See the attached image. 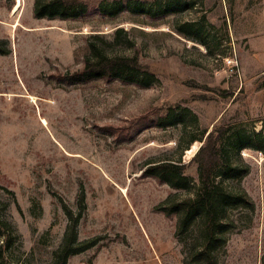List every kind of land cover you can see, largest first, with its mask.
I'll list each match as a JSON object with an SVG mask.
<instances>
[{"label":"rangeland","instance_id":"obj_1","mask_svg":"<svg viewBox=\"0 0 264 264\" xmlns=\"http://www.w3.org/2000/svg\"><path fill=\"white\" fill-rule=\"evenodd\" d=\"M185 1L190 9L161 19L105 22L92 9L78 21L35 19L34 0H20L13 15L17 0H0V41L9 51L0 56V264H54L69 240L76 253L67 264H189L195 235L179 242L175 219L157 211L184 193L142 172L217 124L264 133V0ZM197 21L198 37L187 29ZM119 27L135 28L134 48L112 54L136 56L155 73L153 85L52 79L83 67L89 35ZM175 105L179 124L158 128ZM240 155L249 171L234 185L254 210L229 213L234 228L218 264H263L264 154ZM192 157L185 150L181 163ZM186 175L197 183L195 166Z\"/></svg>","mask_w":264,"mask_h":264},{"label":"trees","instance_id":"obj_2","mask_svg":"<svg viewBox=\"0 0 264 264\" xmlns=\"http://www.w3.org/2000/svg\"><path fill=\"white\" fill-rule=\"evenodd\" d=\"M93 5L90 8L86 0H34L33 16L35 19L78 21L86 17L92 9L98 19L105 22L125 14L155 20L188 10L193 2L95 0ZM200 26L201 23L197 21L188 24L187 29L198 37L201 33ZM134 29L127 32L119 27L109 34L89 35L86 38L88 52L83 59V67L72 73L53 76L52 79L67 86L103 81L119 82L143 89L150 87L157 80L149 67L140 63L136 56L115 55L111 52L115 46H122V49L134 48L133 40L129 39V34ZM178 33L186 36L183 29H179ZM193 39L203 46L206 45L200 38ZM8 54L7 43L0 41V56ZM180 109V105L169 106L164 116L158 118V128L179 124L175 111ZM197 141L201 144L199 149L187 165L182 164V153ZM243 151L264 154V133H248L235 129L230 123L217 124L210 131L205 130L199 138H191L175 158L168 157L148 163L142 172L143 177L153 178L176 192L184 193L170 195L157 207V211L167 218L175 219L174 236L179 242L188 232L195 235L193 243L186 250L189 264H218V252L225 247L228 231L234 228V221L229 213L238 209L254 210V205L246 193L236 189L234 185L249 171L240 155ZM190 166L196 168V184L186 175ZM2 227L3 224H0V237L6 236ZM70 243L71 240L64 242L55 252L54 264H67L69 256L76 253L70 250ZM262 260L264 264V255Z\"/></svg>","mask_w":264,"mask_h":264},{"label":"bare ground","instance_id":"obj_3","mask_svg":"<svg viewBox=\"0 0 264 264\" xmlns=\"http://www.w3.org/2000/svg\"><path fill=\"white\" fill-rule=\"evenodd\" d=\"M20 7H21V2H20V0H17V2H16V4L14 5V7H13V11H12V14L14 15V14H16L18 11H19V9H20ZM32 99V98H31ZM43 118V117H42ZM41 123L45 126L46 125V122H45V120H41ZM47 126H48V124H47ZM197 148H198V144H196V145H193L192 147H191V149H189V150H187V155L188 156H194V154L196 153V151H197ZM116 186V185H115ZM119 189V188H118ZM122 193H124L125 192V188H120L119 189ZM128 190V189H127ZM124 195V194H123ZM127 195V194H126ZM125 197V196H124Z\"/></svg>","mask_w":264,"mask_h":264}]
</instances>
